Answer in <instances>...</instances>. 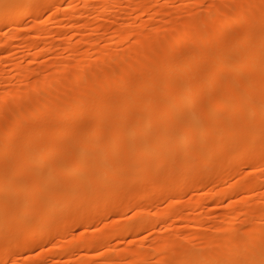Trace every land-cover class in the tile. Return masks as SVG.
Segmentation results:
<instances>
[{"label": "bare ground", "instance_id": "6f19581e", "mask_svg": "<svg viewBox=\"0 0 264 264\" xmlns=\"http://www.w3.org/2000/svg\"><path fill=\"white\" fill-rule=\"evenodd\" d=\"M73 1L0 0V30L31 17L28 31L39 41L55 25L50 15L66 10L71 13L62 18L74 25H66L72 26L64 48L52 34L49 45H29L36 51L28 56L32 62L52 67L47 78L29 81L35 76L30 60L25 67L11 62L16 74L10 80L0 73V85L29 88L12 92L11 84L10 92L0 91V264H18L23 253L31 257L52 243L43 251L49 261L65 260L60 264H264V0H226L224 6L174 0L182 8L206 5L205 23L198 24V12L188 13L190 20L176 26L168 20L159 31L153 14L177 20L187 8L169 10L165 4L172 2L165 1L155 9L153 0L149 23L136 26L147 14L140 8L146 0H81L82 6L75 0L78 9ZM131 1L141 5L129 8ZM93 5L94 21L115 13L122 22L121 14L132 13L124 24L111 21L116 28L109 27V37L103 29L104 48L86 32L91 39L76 40L84 34L76 25ZM44 11L54 12L40 23ZM90 24L85 30L94 34L99 26ZM235 24L241 25L234 26L237 33L231 32ZM143 32H151L140 37L147 48L132 42L122 55L106 51ZM12 43L5 40L0 50ZM182 44L188 48L179 51ZM54 46L71 61L59 53L49 61ZM187 193L196 197L186 203ZM160 203H166L162 210ZM145 232L150 244L140 237ZM122 242L127 248H119ZM44 252L32 257L38 261Z\"/></svg>", "mask_w": 264, "mask_h": 264}, {"label": "rangeland", "instance_id": "374dc122", "mask_svg": "<svg viewBox=\"0 0 264 264\" xmlns=\"http://www.w3.org/2000/svg\"><path fill=\"white\" fill-rule=\"evenodd\" d=\"M72 1H73V0H72ZM74 1H75V0H74ZM74 1H73V2H74ZM77 1L81 4V6L84 4V2L82 3L81 0H77ZM77 1L74 2L77 6H76L73 2H71V3L74 5V6H73L72 4H70V5H72V8H75V9H76V8L78 9V7L81 8L80 4H79ZM149 1H150V0H148V1L146 0V3H145V2L143 3V5H145V4H146V5H145V6L142 5V6L140 7V8H142L143 11L145 10V11L147 12V14H145V15H142V14H141V15H139L140 17H138L139 19L137 18V22H138V20H139V21L141 20V21L138 22V23H136V26H138L140 23H143V22H144V23H149V21H148V22H145V21H144L145 19L147 20V18H148V20H150V19L155 20V21H153V22H154V23H157L156 25H157L158 27H160V28H158V27L154 24L155 27H156L155 29H156V31H159V30L164 29V27H165L164 25L169 26V23H170L171 21H173V20L175 21V22L173 21L174 24H175V23H177V24L179 23V25H180V24L183 22V19H184V20H190L189 17H190V14H191V13H195V12H198V13H199L200 11H201V12H200L199 14L197 13V15H198L197 17H199V18H197V19H198L197 22H201V23H198V24H199V25L202 24V25H201L202 27H203V25H204V24H203V21H204V23H205V20H202L201 16H202V14H203L202 12H205L204 10L207 8L206 5H204L205 8H204V7H201L200 9H198L199 7H196V6H193V5H191V4H188V5H186V6L183 7V8H185V9L187 8V10L190 11V12H188L187 10H186V11H187V12H186V11H184V10H185V9H184L183 11L185 12V14L182 15L183 17L179 16L180 19L177 18V20H176V17L173 18V19H171L170 17L168 18V16H164V17H165V18H164V17L158 15V16L160 17V18H159V17L156 16V13L153 14L154 12H152V11L148 12L149 7H152L153 5H155V4H153V3H155V2H153V0L150 1V2H152V3H150V5H149ZM155 1H156V0H155ZM157 1H158V2H156L157 4L155 5L156 7L154 6L155 9H157V8L161 7L163 4H165V1H168V2H166V3H169V2L175 3L174 0H173V1H172V0H160V1L157 0ZM76 2H77V3H76ZM135 2H136V1H134V2L131 1V4H129L131 7H130L129 5H128V7H129V8H132V7L136 6L137 4H139V6L141 5V2H140V3L137 2V4H136ZM142 2H143V1H142ZM212 2H213V3H217V4L222 2V3H223V6H224V4H226L228 1H226V0H225V1H223V0H215V2H214V0H212ZM124 3H125V2H124ZM124 3L122 4V5H123L122 7H125L126 3H125V4H124ZM134 3H135L136 5H133ZM147 3H148V4H147ZM159 3H160V4H159ZM172 3L165 4V5H167V6L169 7V8H168L169 10H173V9H175V8H176V9H178V8H179V9L182 8V7L179 5V3H178V4L175 3L174 5H173ZM213 3H212V6L215 7L216 4H213ZM93 4L96 5V2H94ZM152 4H153V5H152ZM170 4H171L172 6H174V8H173ZM176 4H177V6H175ZM94 5L91 6V7L89 8L90 10H88V11H89V12H88V15H87V16H83V17H82L83 19H81V21H79V23H82V24L80 25V24L78 23L79 26L76 25L78 28H80V27L83 28V27H84L83 30H82V28H80L81 30L79 29V30H80V33L84 32V34H83V33H82V34H79L80 36L78 35V36H77L78 38H77L76 40H78V39L80 40L81 38H82V39H85V40H87V39H89V38L91 39V38H92L91 36H86V35H89V34H90V35H93V38L96 37L95 39H99V40H100V39L102 40V38L107 39L106 36L109 37V34H111L112 29H113L115 26H117V25H119V24H122L123 22H124V23L128 22V19L131 17L130 15L132 14V13H131V10H130V11H129V10H128V11L125 10V11H126L125 13L129 12L130 14L127 13V14H129L128 16L125 15V13L121 14V15H124L126 18L124 19V16H120V17H122V18L119 17V19H121L122 22H119L120 20H118L119 23L116 22V21H117L116 19L114 20V18H115V16H114L115 13H113L114 15L111 13L113 16H112L111 14H109V16H108V15L105 16L106 18H110V17H112V18H110V19H113V20H109V19H106V18L103 17V18H101V19H103V20L105 19L104 22H99V21H103V20H100V19L94 21V17H93L94 15L91 14V13H92L91 10H93V9L95 8ZM132 5H133V6H132ZM157 5H161V6H157ZM165 5H163V6H165ZM178 5H179V6H178ZM218 6H219V5H218ZM218 6H216V7H218ZM220 6H222V4H221ZM220 6H219V7H220ZM145 7H148V8H145ZM188 7H189V8H188ZM143 8H144V9H143ZM183 8H182V9H183ZM70 9H71V8H70ZM70 9H69V10H70ZM189 9H190V10H189ZM192 9H193V10H192ZM191 10H192V11H191ZM195 10H196V11H195ZM199 10H200V11H199ZM66 11H67V12H66ZM66 11H64V12H66L67 14H66V13L63 14L62 12H59V14H58V13H56V12H54V11H51V13H50L49 11H44V12L42 13V15H41V18L38 19V22L42 23L43 21H45L46 18L48 19V17H49L50 14H53L52 12L55 13L56 18H55L54 16H52V15H50V18H51V17L53 18V21H54V22H53V21H52V22L55 24V25H53V26H56L57 28H56V27H53V26L51 27L50 25H49V26H50V27H49V26L47 25V28L49 27V28H48L49 30H48L47 32L49 33L48 35H50V34L53 35V36H51V35H50V36H51V38H52V37L54 38V41H56V43H57L56 46H57V47L62 46L63 48H64V46H65V45H64V44H65V43H64V42H65V38H67V36L69 35L68 31H69L70 27L73 25V23L70 21V22L72 23V25H71L70 27L66 26V25L71 24L68 20H67L68 23H67V22H66L67 24L65 23V21H66V20H65L66 17H64V16L69 15V14L71 13V12H69L68 10H66ZM90 11H91V12H90ZM193 11H194V12H193ZM60 13L63 14V15H60ZM151 13H152L153 15H152ZM167 13H168V12H167ZM188 13H190V14H188ZM201 13H202V14H201ZM56 14H57V15H56ZM89 14H90V15H89ZM149 14H150V15H149ZM200 14H201V16H200ZM205 14H206V13H205ZM110 15H111V16H110ZM116 15H117V14H116ZM147 15H148V17H147ZM151 15H152V16H151ZM154 15H155V16H154ZM185 15H186L187 18L185 17ZM58 16H59V17H58ZM60 16H61V17H60ZM89 16H90L91 18H90ZM107 16H108V17H107ZM143 16H144V17H143ZM145 16H146V18H145ZM150 16H151V18H150ZM205 16H206V15H204V17H205ZM62 17L65 18V19H63ZM127 17H128V19H127ZM142 17H143V18H142ZM156 17H157V18H156ZM202 17H203V16H202ZM59 18H60V19H59ZM84 18H86L87 21L84 20ZM149 18H150V19H149ZM153 18H155V19H153ZM158 18H159V19H158ZM167 18H168V19H167ZM182 18H183V19H182ZM185 18H186V19H185ZM200 18H201L202 21L199 20ZM57 19L59 20V22L61 23V25L59 24V22H58ZM61 19H62L63 21H62ZM156 19H157V20H156ZM55 20H56V21H55ZM64 20H65V21H64ZM83 20H84V21H83ZM92 20H93V21H92ZM126 20H127V21H126ZM162 20H163V21H162ZM168 20H170V22H169ZM181 20H182V21H181ZM61 21H62L63 23H62ZM91 21H92V22H91ZM106 21H108V22H106ZM109 21H110V22H109ZM111 21L116 22V23H115L116 25L114 26V23H112ZM125 21H126V22H125ZM164 21H165V22L168 21V23L166 22L167 24H163V25L160 24V23H162V22L164 23ZM212 21H213V20H212ZM212 21L207 20L208 23H207V22H206V23H207L208 25L210 24V26H211V25H212ZM56 22H57V23H56ZM94 22L96 23L97 26H99V28H98V30L96 29V31H95L94 34H93V32L91 33V30H90V29L87 28V29H88L87 31H86L85 29H86V27H88V26H92L90 23L95 24ZM105 22H106L107 25L105 24ZM210 22H211V23H210ZM64 23H65V24H64ZM108 23H109V24H108ZM124 23H123V24H124ZM34 24H35L34 19L31 18V17H29V18H26L21 24H18V26L15 27L16 30H15V29H13V30L10 29V30H9V27H7V26H6L5 28H3L2 30H0V32H1V34H0V38H1V39H0V43H1V44L5 43V40H9L11 43L13 42V43H12L13 45H18V46H19L20 43L23 44V46H21V47H18V46H15V47H14V46L11 44V46L8 47L9 49H8L7 47H6V48L4 47L3 49L0 50V73H1V72H2L3 74L7 73V74H5V77H7V79H9V80L14 76L13 73L16 74V70H15V69L12 70V69L14 68V67L12 66V64H14V63L17 62V61H20L19 64H20L21 66H22V64H23L22 67H25V65H29V64H30V63H28L29 60L31 61V59H29V57L31 58L30 55L36 52L35 50L33 51V49H30V48H29V47H30L29 45L32 44V41H35V42L37 41V42H36L37 44L40 43V44H42V45H43V44H44V45H49L48 41H49V42L51 41V38L48 37V35H47L48 38H47L46 36H43V35H41L43 38H41V36H40V38L43 39V40H45V41H43V40H41V39H39V41H38V39L33 40V37L31 36L33 33H30V32H32V31L29 32L28 29L30 30L31 27H32ZM56 24H57L58 26H57ZM62 24L65 26V28H64L65 30L63 29L64 26H63ZM86 24H87V25H86ZM89 24H90V25H89ZM101 24H102V25H101ZM104 24H105V26H103ZM158 24H159V25H158ZM82 25H83V26H82ZM205 25H206V24H205ZM26 26H27V27H26ZM60 26H62V27H60ZM73 26H74V25H73ZM76 26H75V27H76ZM85 26H86V27H85ZM162 26H163V27H162ZM175 26H176V24H175ZM234 26H236V24L233 25V27L231 28V32H234V33L236 32V33H237L238 29H236V28H238V27L241 26V25H238V24H237L236 28H235ZM59 27H60L62 30H60ZM77 27H76V28H77ZM107 27H108V29H107ZM109 27H111L112 29L109 28ZM205 27L208 28V26H205ZM205 27H204V28H205ZM24 28H25V30H24ZM26 28H27V30H26ZM50 28H51V29H50ZM52 28H54V29H52ZM115 28H116V27H115ZM133 28H134V27H133ZM165 28H166V27H165ZM179 28H180V27H179ZM17 29L20 30L21 32H22V30H24V31H23L24 33H27V32H29V33H28V35H27V34H24L23 32H22V34H21L20 31H19V33H17V32H16ZM55 29H57V30H55ZM66 29H67V30H66ZM103 29H104L106 32H108V31H110V32L106 33ZM106 29H107L108 31H107ZM110 29H111V30H110ZM148 29H149L148 31L153 30V31H151V32H154V33H152V34H155V31H154L155 29H152V28H151V29L148 28ZM177 29H178V27H177ZM233 29H234V30H233ZM239 29H240V27H239ZM89 30H90V31H89ZM100 30H102V31H100ZM236 30H237V31H236ZM25 31H26V32H25ZM58 31H59V32H58ZM81 31H82V32H81ZM97 31H98V32H97ZM146 31H147V29L145 30V32H146ZM13 32H15V33H13ZM63 32H64V33H63ZM65 32H66L67 35L65 34ZM85 32H86L87 34H86ZM88 32H89V33H88ZM96 32H97V34H96ZM99 32H100V33H99ZM104 32H105V35H106V36L104 35L105 37H103ZM151 32H150V33H151ZM53 33H54V34H53ZM58 33H59V34H58ZM143 33H144V32H143ZM147 33H149V32H147ZM147 33H144L143 36L135 37V39L138 38V39H137L138 41H142V42H143L144 40H140V37H141V38H145V36L148 35ZM150 33H149V34H150ZM11 34H12V35H13V34H16L17 36H16V35L11 36ZM19 34H20V35H19ZM29 34H30V35H29ZM61 34H62V35H61ZM85 34H86V35H85ZM101 34H102V35H101ZM130 34H131V33H130ZM152 34H151V35H152ZM21 35H22L21 40H23V42H22V41H19V40H16V39H18V37L21 36ZM25 35H26L28 38L32 37V39H31V38H30L31 40L28 39ZM57 35H58L59 38H61L60 36H62V37H63L64 35H65V36L63 37L64 39H63V38H62V39H59V38L55 37V36H57ZM59 35H60V36H59ZM84 35H85V36H84ZM94 35H96V36H94ZM98 35H99L100 37H99ZM29 36H30V37H29ZM81 36H82V37H81ZM97 36H98L99 38H98ZM11 37H12V38H11ZM13 37H14L15 39H14ZM24 37L26 38V40H24V39H25ZM44 37H45V38H44ZM84 37H87V38H84ZM5 38H9V39H5ZM10 38H11V40H10ZM46 38H47V39H46ZM3 39H4V40H3ZM13 39H14V41H13ZM19 39H20V38H19ZM49 39H50V40H49ZM55 39H56V40H55ZM57 39H58V40H57ZM105 39H103L102 42L98 40V41H99V44H98V45H99L100 47H101V45L103 44V42L105 41ZM135 39H134L133 36L130 37V38L128 37V39H127V38H126V39H123L122 42H121V41H120V42L118 41L119 43H118V42H117V44L115 43V44H116L115 47L112 46V45H110V46H109V45H106V46H108L109 48L107 47V50H106V46H105V50H106L107 52H108V50H109V51H110L109 53H112V54H114V52H115V53L118 52L119 54H121L120 52H121L122 50L125 51V50L127 49L125 52L123 51L124 53H126V52L132 50L133 47H135V46L133 45V44H135V43H136V47H137V46H140V47H142V49H143V48H147V47L149 46L148 41H147V42L144 41L145 43H143V45H144V44H145V45L148 44V46L146 45V47H144V46L142 45L141 42H139V45H137L138 43H137V40H135ZM27 40H28V41H27ZM133 40H134V41H133ZM145 40H146V39H145ZM211 40H213V39H211ZM41 41H43L44 43H43V42L41 43ZM52 41H53V40H52ZM54 41H53V43H55ZM57 41H58V42H57ZM62 41H63V42H62ZM135 41H136V42H135ZM6 42H7V41H6ZM29 42H30V43H29ZM38 42H39V43H38ZM45 42H46L47 44H46ZM132 42H134V43L131 44ZM242 42H243V41H242ZM242 42L239 41V43H240L241 45L245 44V42H244L243 44H242ZM14 43H15V44H14ZM27 43H29V44H27ZM59 43H60V44H59ZM61 43H62V45H61ZM63 43H64V44H63ZM100 43H102V44H100ZM1 44H0V45H1ZM21 44H20V45H21ZM104 44H105V42H104ZM104 44L102 45V48H104ZM130 44H131L132 46H131ZM185 44L188 45V43H185ZM185 44H182V45H181L180 47H178L177 49H178L179 51H181L182 48H183V50L186 49V48H188V47L185 46ZM240 44H238V45H240ZM54 45H55V44H54ZM63 45H64V46H63ZM12 46H13L14 48H13ZM56 46H54V47L56 48V49L54 48L55 50L51 49V50L55 51V53L53 52L54 54L52 53V51L48 52V53H50V54H53L54 56H53V55H50V54H48V55L46 54V55H47L48 57H50V58H48L47 56H45L47 59H50L49 61H53V60H55V59H56L55 56H57L58 53H59L58 56H61V55H62V57H59V58H65V57H67V56L64 54V53H65V52H64V49L57 48ZM129 46H130L131 48L128 50L127 47H129ZM16 47H17V48H16ZM23 47H24V48H23ZM39 47H41V45H40ZM62 47H61V48H62ZM110 47H113V48H110ZM12 48H13V49H12ZM25 48H26V49H25ZM27 48H28V50H30V52L27 50ZM5 49H7V50H9V51H7V50H5ZM10 49H11V50H10ZM57 49H58V50H57ZM95 49H96V48H95ZM110 49H113V51L110 50ZM140 49H141V48H140ZM4 50H5V51H4ZM31 50H32V51H31ZM56 50H57V51H56ZM81 50H82V49H81ZM3 51H4V52H3ZM27 51H28V52H27ZM61 51H62V52H61ZM79 51H80V49H79ZM79 51H78V52H79ZM92 51H93V53H92V54H93V55H92L93 57H92L91 54L89 53V52H92ZM94 51H95V50L92 49V50H90V51L88 52V53H89V54H88V55H89V58H91L90 60H93V58L95 59V57H96V56H94ZM63 52H64V53H63ZM123 52H122V53H123ZM28 53H30V54H29V55H26V54H28ZM61 53H62V54H61ZM121 55H122V54H121ZM25 56H27V57H25ZM28 56H29V57H28ZM58 56H57V57H58ZM64 56H65V57H64ZM90 56H91V57H90ZM45 57H44V58H45ZM53 57H54V58H53ZM16 58H17V59H16ZM18 58H19V59H18ZM21 58H22L23 60H22ZM24 58H25V60H24ZM46 58H45V59H46ZM69 58H70V57L65 58V59H62V60H64V62H65L66 59H68V60L71 59V58H70V59H69ZM10 59H11V60H10ZM13 59H14V60H13ZM32 59H33V58H32ZM38 59H39V58H38ZM38 59H36V61H33V62L31 61L33 64L30 65V66L33 68V70H34V74H35V76H36V77L33 76L32 78H30L29 81H31V82H32V81L34 82L35 80H38L39 77L42 78V77L44 76V77L47 78V77H48V74H50L49 72L52 70V67H51V68L49 67L51 70L46 68V66H47L48 64H47V65L37 64V63L40 61V59H39V60H38ZM52 59H53V60H52ZM68 60H67V62H70V61H71V60H70V61H68ZM90 60H89V62H90ZM14 61H15V62H14ZM22 61H23V62H22ZM30 61H29V62H30ZM37 61H38V62H37ZM93 61H94V60H93ZM93 61H92V62H93ZM11 62H12V64H11ZM21 62H22V64H21ZM35 62H37V63H35ZM92 62H90V63H92ZM27 63H28V64H27ZM10 65H11V66H10ZM48 66H50V65H48ZM39 67H40V68H39ZM41 67H45V68L48 70V71L43 70V71H45V72H48V73H45V72H44L46 76L43 75L44 73H42L41 71H39V70H41ZM11 68H12V69H11ZM36 68H38V69H36ZM45 68H44V69H45ZM36 70H37V71H36ZM13 71H14V72H13ZM35 71H36L37 73H36ZM4 72H5V73H4ZM38 72H39V73H38ZM40 72H41V73H40ZM3 74H1L0 77H2ZM8 74H9V75H8ZM36 74H37V75H38V74H41L42 76H41V75H38V77H37ZM65 75H66V74H65ZM8 76H9V77H8ZM66 76H70V74L67 73ZM230 76H231V75H227L228 78H229ZM242 76H243V75H242ZM64 77H65V76H64ZM232 77H233V78H236L237 75H232ZM232 77H230V78H232ZM68 78L71 79V77H67L66 80H69ZM33 79H35V80H33ZM9 82H10V84L7 82L8 84H6V85H4V84H3V85H0V86H1V87H0V91H3V92H4V89H7V90H5V91H6V92H10V90H11V88H12V85L14 86L15 83H14V84L12 83V82H14V81H12V82L9 81ZM0 83L2 84V82H0ZM11 84H12V85H11ZM7 85H9V86H7ZM16 85H17V84H16ZM2 86H3V88H2ZM6 86L9 87V88H7ZM14 87H16V86H14ZM14 87H13V88H14ZM25 87L28 88V86H25ZM25 87H22L23 89H25V90H23V91H28L29 88L26 90ZM18 88L20 89L21 87H16V88H14V89L12 90V92L18 90ZM22 88H21V89H22ZM21 89H20V90H21ZM6 113H8V112H6ZM5 115H6V114H5ZM7 116H9V114H7ZM83 124H84V123H83ZM0 132H1V131H0ZM23 176H24V175H23ZM229 180H230V182H231V179H228V180H227L228 183L226 182L227 184H226V185L224 184L225 186L223 185L224 188H225V187H228V185H229V183H230ZM187 195L190 196V194L187 193V194H184V197L182 198L186 203H187V201H186L187 198H188L187 200H188V202H189V201H192V200H193V197H194V198L196 197V196H194L193 194H191V195H192L191 197H189V196L186 197ZM185 198H186V199H185ZM183 200L181 201L182 203H183ZM185 202H184V203H185ZM165 204H166V203H164V204H163V203H160V205H158V206H159V209H158V210H160V209H161V210L164 209L163 207H164ZM161 205H162V206H161ZM165 206H166V205H165ZM157 208H158V207H157ZM205 208H206V211H207V207H205ZM218 208H219L220 210H219ZM218 208H216V209L218 210L219 214H220L221 212H222V213L225 212V210H224L223 207H218ZM203 209H204V208H203ZM203 209H202V210H203ZM221 209H222L223 211H221ZM204 211H205V210H204ZM196 212H197V211H196ZM196 212L193 211V210H190V213H196ZM215 212H216V211H215ZM218 212H216V213L218 214ZM187 213L189 214V211H188ZM222 213H221V214H222ZM132 214H133L132 212H129V213H127V215H129V216H127V215H126V216H127V217H130ZM127 217H126V218H127ZM109 220L112 221L111 219H109ZM109 220H107V221H105V222H106V223H107V222L110 223ZM114 220H117V219L114 218ZM105 222H102V223L98 224V226H97L98 230L101 229V228L103 227V225H104L103 223H105ZM209 223H210V225H211L212 221H211V222L209 221L207 224L209 225ZM102 224H103V225H102ZM77 230H79V231H77ZM75 231H76V233L79 232L78 235H76ZM75 231L73 232V234L76 235L75 237L79 236L81 230H80V229H76ZM145 233H146V232H145ZM145 233L142 234V236H140V237H143V236L145 235L144 237H147V241H149L148 239L151 240V239H152V238H150V237H152L151 234L148 233V232H147L146 234H145ZM74 235H73V236L71 235V238H72V237L74 238ZM149 235H150V236H149ZM152 235H156V233H152ZM127 241H128V242H127ZM127 241H125V243L129 244V240H127ZM54 242H55V240H54ZM56 242H58V240H56ZM56 242H55V243H56ZM123 243H124V242H122V244L119 245V246H121V247H119L120 249H122V248H123V249H124V248H127L128 245L125 247L126 244H125V243L123 244ZM148 243L150 244L151 242L149 241ZM55 245L57 246L58 243H56ZM185 245H187V244H185ZM52 246H53V247H52ZM129 246H130V244H129ZM51 247H52V248L55 247V246H54V243H52V245L50 246V248H51ZM39 248H40V249H39ZM39 248L37 247L36 251H32V252L30 253L31 257L28 256L29 253H26V252L23 253L24 255L22 254L21 256H19V257L17 258V260H18L17 263L19 262L20 264H21V263L24 264V263H25V259H26V257L29 258V261H30V258H32V259L34 260L36 256H35V257H32L33 255H37V258H39V257H38L39 254H37V253H40V252L43 253V252H44L43 250H45V252H47V248H48V246H44V247H42L43 249H41V247H39ZM50 248H48V250H49ZM56 248H57V247H56ZM41 250H42V251H41ZM33 252H34V253H33ZM45 252H44V254H40V257H41V258H42V256L45 257V258L43 257L42 259L40 258V260L38 259V261H41V262H38V261H36V260L33 261L34 263H33L32 261H31V262H32L33 264H35V263H36V264H38V263H39V264H42V263L44 264L45 262H43V259H44V261H45V259H46V260L49 259L47 256H45V255H46ZM24 258H25V259H24ZM32 259H31V260H32ZM55 259H56V258H55ZM55 259H54V258L52 259L53 262H52V261H49V260H48V262H47V261H46V262H47L48 264H49V262H51L50 264H52V263L55 264V262L58 263V264H60V263L58 262V260H59V261H60V260H63L62 258H58L57 261H56ZM21 260H22L24 263H23ZM26 260H28V259H26ZM63 261H65V260H63ZM63 261H61V264L63 263ZM26 262H27V261H26ZM37 262H38V263H37ZM19 263H18V264H19ZM28 263H29V262H28Z\"/></svg>", "mask_w": 264, "mask_h": 264}]
</instances>
